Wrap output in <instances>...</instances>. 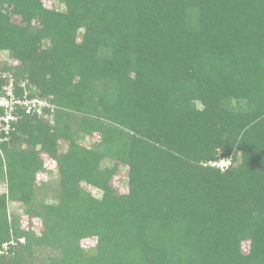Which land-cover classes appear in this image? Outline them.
Masks as SVG:
<instances>
[{
    "label": "trees",
    "instance_id": "trees-1",
    "mask_svg": "<svg viewBox=\"0 0 264 264\" xmlns=\"http://www.w3.org/2000/svg\"><path fill=\"white\" fill-rule=\"evenodd\" d=\"M61 1L0 0V50L20 62L7 70L57 108L55 121L22 116L0 142V183L42 227L20 234L0 196V264L62 241L70 250L40 264H264V0ZM85 100L103 149L74 140L57 154ZM217 149L239 166H201ZM41 153L58 164L52 193L32 190Z\"/></svg>",
    "mask_w": 264,
    "mask_h": 264
},
{
    "label": "rangeland",
    "instance_id": "rangeland-1",
    "mask_svg": "<svg viewBox=\"0 0 264 264\" xmlns=\"http://www.w3.org/2000/svg\"><path fill=\"white\" fill-rule=\"evenodd\" d=\"M6 3V2H5ZM43 3L47 9L51 10H57V11H64V5L61 0H43ZM12 4L6 3L5 8L3 9V17L10 23L14 24H20V20L16 17V14L12 10ZM79 39V37H78ZM81 38L78 40L81 42ZM19 61L13 59L9 56V53L6 51L0 50V83H3V86L7 84L8 81L13 80L16 84V87L18 90H20L22 87H26L28 90H30L33 95L38 96V88L36 86H29L28 82L25 81H19L16 77H14V73L11 70H7L8 68H14L15 66H18ZM103 92V89L101 90ZM39 97V96H38ZM44 99V98H43ZM50 103L48 99H45ZM52 106V109L49 111V114L47 118L50 120H56L53 119L54 112L56 111V106L52 103H50ZM84 109L82 107L83 112H76V111H70V116L67 117L65 120H63L61 128L58 129L60 134H65L67 137L65 141L59 142V150L56 152L57 154L65 153L68 151V147H70V143H72L74 140L79 141L78 144L80 146L86 148V149H92V148H98L103 149L99 144L102 143V133L99 132L96 129H93L92 126L94 122L97 120L94 116L91 115V108L90 104H88V101H84ZM68 113V112H67ZM99 127L101 128L105 124H107V127L113 126L114 129H119V126H115V124H112V122L107 121L106 119H101V121L98 122ZM85 128V129H83ZM106 128V127H105ZM87 132H86V131ZM58 134V132H57ZM61 140V139H59ZM1 151V149H0ZM2 152V151H1ZM215 158H213L211 161H208L206 163L203 162V164H200L201 166L211 168L213 170H219L221 173H226L229 170L236 169L239 164L241 163L240 156L237 154V157L234 155L235 153H228L224 152L222 150H216ZM115 159V158H114ZM6 160H4L5 162ZM114 163V160H112ZM37 162L42 163L43 167L42 169L36 173L35 180L32 183V190L33 189H40L44 191H51L48 193H52L53 190L60 186L59 182V170H58V164L56 159L49 154V153H41V155L38 156ZM128 169V168H127ZM5 178H8L7 172H5ZM112 180V188L115 191H118L121 193H128V176L126 173V170L120 167V170L117 174H114L113 177H111ZM83 188L89 192V194H92L93 196H98L100 194V191L95 189L94 187L90 185L83 186ZM34 191V190H33ZM0 196H6V208H7V214H8V220L10 225H14L18 232L20 234L24 233H40L42 231L41 227V221L37 218H32L25 212L24 204L15 197H11L8 190V182L7 179L0 183ZM65 227L67 224H63ZM65 227L61 228L60 230L65 231ZM12 227L11 229H13ZM69 227H66L68 229ZM15 229V228H14ZM24 232V233H22ZM64 235V234H60ZM62 237H60L58 240L54 241H62ZM21 244L25 242V238H20L19 241ZM15 246H17V243H13ZM96 246V240L93 238H87L82 239L80 242V247L82 250H90L91 248ZM6 249L9 248V246H4ZM244 247V246H243ZM18 248V246H17ZM71 246L63 242L62 243H50L47 248L43 247L42 250L39 251L38 254L31 256L32 254H29L28 252H24L23 254V263L24 264H40V262H53V259L55 256H63V252L66 250H70ZM248 245H245V251L248 249ZM75 250V249H73ZM73 250L70 252L72 253ZM88 254V253H87ZM43 263V264H44Z\"/></svg>",
    "mask_w": 264,
    "mask_h": 264
},
{
    "label": "built area",
    "instance_id": "built-area-1",
    "mask_svg": "<svg viewBox=\"0 0 264 264\" xmlns=\"http://www.w3.org/2000/svg\"><path fill=\"white\" fill-rule=\"evenodd\" d=\"M51 104L33 95L26 87L20 90L13 80L0 88V142L8 140L22 116L47 118Z\"/></svg>",
    "mask_w": 264,
    "mask_h": 264
}]
</instances>
